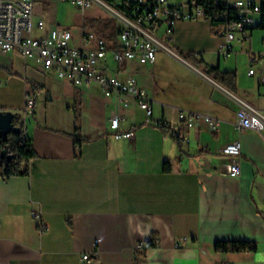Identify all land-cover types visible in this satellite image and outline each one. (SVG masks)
<instances>
[{
    "label": "crops",
    "instance_id": "0c3cea01",
    "mask_svg": "<svg viewBox=\"0 0 264 264\" xmlns=\"http://www.w3.org/2000/svg\"><path fill=\"white\" fill-rule=\"evenodd\" d=\"M83 15L79 36L86 29L118 42L117 23ZM221 28L206 18L179 20L173 43L181 53L204 59L197 64L201 69L209 64L235 71L237 94L163 51L146 64L118 63L109 55V73L134 75L147 90L151 122L129 94L125 106L96 83L77 86L63 79L59 90L34 83L35 105L28 111L33 118L26 112L25 133L38 155L29 174L0 175V264H135L140 251L141 264H264V135L238 130L239 104L228 93L264 109V83L247 72L254 82L243 88L237 69L221 65L233 56L218 52ZM213 53L217 63L208 58ZM180 109L218 117L217 130L199 121L186 131L190 141L175 137ZM115 112L123 117L121 129L135 130L132 137L114 136ZM161 120L167 127L155 124ZM236 139L242 155L234 174L233 157L223 147ZM166 160L172 164L168 171ZM34 212L41 213L40 221ZM217 240H251L257 247L220 251Z\"/></svg>",
    "mask_w": 264,
    "mask_h": 264
},
{
    "label": "built area",
    "instance_id": "2783aa9c",
    "mask_svg": "<svg viewBox=\"0 0 264 264\" xmlns=\"http://www.w3.org/2000/svg\"><path fill=\"white\" fill-rule=\"evenodd\" d=\"M38 0H0V51H18L25 58L34 59L46 69L52 70L59 78L74 85L98 84L107 94H117V103L127 106L124 94L134 97L151 122L153 106L145 88L140 86L134 75L121 78L108 72L109 55L113 61L121 63L135 60L140 64L153 63L158 53L163 51L172 57L190 64L201 74L212 77L189 61L173 43V33L179 20H196L212 15L206 13L204 0H68L83 13L91 5H98L117 20L118 42L111 44L95 31L83 29L79 44L72 42L74 33L71 28L55 27L47 34L35 36L34 27L42 28L43 19L34 20L35 5ZM224 3L227 10L217 14L220 19L224 41L219 46V54L229 57L235 52V44L250 43L248 74L264 83V49L252 50L253 32L264 30V0H214L215 4ZM232 10V11H231ZM264 43V37L261 38ZM239 106L236 111V125L244 134L255 130L264 135V109L234 94ZM35 97L28 96L25 112L32 110ZM181 127L173 128L175 137L190 141L186 131L197 122H206L216 131L220 122L218 117L191 110L180 109L178 113ZM123 117L115 112L110 118V128L116 138H129L134 129H121ZM167 127L166 121L155 122ZM223 151L233 157L230 172H239L242 155L240 139L233 140L223 147ZM33 216L41 220V213ZM179 244V243H177ZM144 242L139 243V248ZM89 259L90 254H83Z\"/></svg>",
    "mask_w": 264,
    "mask_h": 264
},
{
    "label": "rangeland",
    "instance_id": "374dc122",
    "mask_svg": "<svg viewBox=\"0 0 264 264\" xmlns=\"http://www.w3.org/2000/svg\"><path fill=\"white\" fill-rule=\"evenodd\" d=\"M45 1H50V3L52 2V5L48 8ZM88 13L95 14L96 16L100 17L102 21L105 20L112 24L117 23V20L110 14L109 11L98 5L93 4L92 7L88 8L83 13L78 8H76L71 1L68 0H39V2H37L35 5L34 20L37 22L39 18H41L44 20L45 24L42 28L35 26L33 34L35 36L47 34L48 30L53 26L61 28L69 27L74 33L72 42L74 44H79V33L81 30L80 22L84 16L83 14ZM262 37H264V30L255 29L253 32L252 50L257 51L264 49V43L261 41ZM250 49V43H247L243 46L240 44H235V52L232 54L233 56L229 59L221 60V65L224 68L237 69L240 76V85L243 88L250 87V85L254 82L247 74L249 67L247 52L250 51ZM208 58L212 63H217V57L214 53ZM0 61L5 64L4 66L0 65V103L5 104L2 106L6 108V110L21 113L24 117V120L26 114L24 110L26 107V100L29 95L34 97L32 93V86L36 81H45L49 84V86L51 85L57 90H59L63 85V79L59 78L52 70L43 68L42 65L39 62H36L34 59L29 58L28 60H24L21 55L9 52L6 55L0 56ZM182 62L192 68L204 79L214 83L211 79L201 74L190 64L184 61ZM10 63H13V68L8 65ZM26 63L27 69H25ZM169 63L174 68L173 63L168 61V64ZM196 66L199 67L198 65ZM201 70H203V68ZM214 84L218 85L216 83ZM228 93L234 96L232 92ZM231 98L235 99L232 96ZM28 114V116L33 118L31 113L28 112Z\"/></svg>",
    "mask_w": 264,
    "mask_h": 264
},
{
    "label": "trees",
    "instance_id": "16d2710c",
    "mask_svg": "<svg viewBox=\"0 0 264 264\" xmlns=\"http://www.w3.org/2000/svg\"><path fill=\"white\" fill-rule=\"evenodd\" d=\"M206 13L212 15L211 23L219 24L217 14L227 10V6L222 2L215 4L214 0H204ZM232 11V10H231ZM190 60H193L195 64H203L204 59H198L193 51L182 53ZM207 74L219 79L229 90L237 94V74L235 71H222L219 65L205 64L203 69ZM15 124L21 127L18 132L10 131L7 134L2 133L0 130V151L7 149V154L12 157L0 158V175L4 178H9L15 175H26L30 173V161L38 155L33 140L25 133V120L21 113H16ZM76 143L80 144L82 138L79 135H75ZM172 164L166 160L164 169L170 170ZM150 245H156V242L151 239L148 241ZM256 243L251 240H217L215 242V248L220 251H234L242 249H255ZM145 253L140 251L135 257V264H141L144 260Z\"/></svg>",
    "mask_w": 264,
    "mask_h": 264
},
{
    "label": "water",
    "instance_id": "95a60500",
    "mask_svg": "<svg viewBox=\"0 0 264 264\" xmlns=\"http://www.w3.org/2000/svg\"><path fill=\"white\" fill-rule=\"evenodd\" d=\"M16 117L17 114L15 112L0 109V130L2 133L7 134L10 131L18 132L21 130V127L15 124ZM4 157H7L8 159L12 157L10 154H7L6 148L3 151H0V158Z\"/></svg>",
    "mask_w": 264,
    "mask_h": 264
}]
</instances>
